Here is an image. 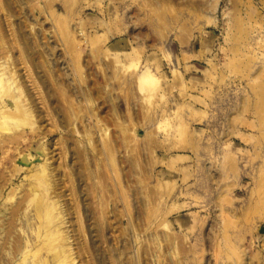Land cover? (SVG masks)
<instances>
[{
  "label": "rangeland",
  "instance_id": "374dc122",
  "mask_svg": "<svg viewBox=\"0 0 264 264\" xmlns=\"http://www.w3.org/2000/svg\"><path fill=\"white\" fill-rule=\"evenodd\" d=\"M0 73V264H264V0H0Z\"/></svg>",
  "mask_w": 264,
  "mask_h": 264
},
{
  "label": "bare ground",
  "instance_id": "6f19581e",
  "mask_svg": "<svg viewBox=\"0 0 264 264\" xmlns=\"http://www.w3.org/2000/svg\"><path fill=\"white\" fill-rule=\"evenodd\" d=\"M141 78H142L141 84H142V86H144L145 82H147L148 80H151L153 77L150 74H146V75H143ZM11 82H12L11 76H6L4 73H0V94H1V92H4L6 89H9ZM3 107H4V104H1L0 109ZM16 126L20 127L21 124L19 122H16ZM11 129H12V127L10 126V124L6 120L1 119L0 131H8ZM41 185H42V188H41L40 194H39L40 197L37 200V203L35 204V210L37 212L36 214L38 217L42 213L44 205L47 202L46 201L47 200L46 199L47 198V192H45V191L48 189H47L46 183L43 182V183H41ZM47 205H48L47 209L49 211L53 210V207H54L53 204H47ZM48 218H49V220H48L47 226H51L52 224H54L55 226H53L54 228L50 232L45 233V235H44V237H46L45 240H47L49 238V235H52L54 233H60L61 234V232L59 230L60 227L58 225L59 223L57 224V222H60L59 221V219H60L59 214H55V215L49 214ZM39 236L42 237V235H39ZM60 237H62V235H60ZM57 248H58V252L54 253L50 257H47V256L42 257L39 260V262H37V264H72L73 259L71 257V254L69 252L68 247L63 244V245H58ZM29 264H35V263H34V261L31 260V261H29Z\"/></svg>",
  "mask_w": 264,
  "mask_h": 264
}]
</instances>
